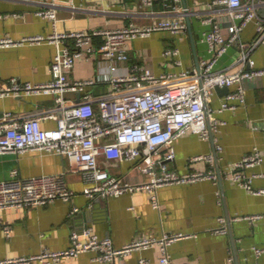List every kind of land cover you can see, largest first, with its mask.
Listing matches in <instances>:
<instances>
[{
  "label": "crops",
  "instance_id": "1",
  "mask_svg": "<svg viewBox=\"0 0 264 264\" xmlns=\"http://www.w3.org/2000/svg\"><path fill=\"white\" fill-rule=\"evenodd\" d=\"M211 0H0V39H20L36 34L53 32H90L97 29H117L129 23L150 25L163 18L181 16L184 7L190 14L185 16L187 29L182 33L162 30L145 38L130 40L126 48L128 61L114 62L116 70L100 52L103 39L94 38L95 51L87 58L79 59L69 73L72 81L93 80L81 93L68 92V100H77L84 94L101 97L111 92L109 79L125 75L134 65H146L156 75L179 74L209 60L212 53L206 33L213 24L206 21L213 15L225 35L231 31L232 21L228 12L218 8L209 11ZM249 2V0H244ZM51 2L58 6L57 22L36 15ZM261 15L264 17V7ZM256 37V24L250 23L241 39L250 43ZM68 46L74 50L75 43ZM63 46V45H62ZM61 46L50 43L24 44L0 48V85L16 78L25 82L42 83L52 78L51 63ZM178 48L179 55L166 57L167 49ZM240 50L232 45L218 58L216 70L239 71ZM256 68H264V45L252 52ZM180 60L178 64L176 61ZM248 67V66H247ZM245 102L236 103L234 109L216 112L222 123L211 131L208 140L188 133L175 142L176 157L171 169L179 174L207 172L214 167L206 160L192 161L199 155H210L216 150L222 184L218 180L204 179L182 184H170L158 189L160 209H155L147 192L137 191L119 197L89 198L84 194L86 185L83 173H71L65 157L29 151L25 154H0V181L10 178L18 170L24 178L40 175L64 174L75 192L72 202L60 199L46 206L22 207L0 211V260L30 257L45 251H59L71 244V232L93 229L101 238H111L117 248L146 235L160 238L163 234L183 232L194 237L173 243L169 252L173 264H264V254L257 257L254 247L264 248V195H256L235 183L229 175L230 168L246 154L258 148L264 156V76L244 81ZM229 92L215 91L212 107L219 110ZM234 102V101H233ZM237 102V101H235ZM56 107V96L33 94L21 97L0 98V119L10 112L22 118ZM96 109L99 105H95ZM46 129L57 127V120H43ZM257 127L258 129H256ZM217 146L221 149L217 150ZM215 156V155H214ZM105 159H102L104 164ZM134 163L122 160L117 166H109L110 172L139 182L145 176L133 169ZM264 171V164L250 168L248 174ZM254 188H264V177L253 181ZM74 206L79 212L72 214ZM262 215L257 220L246 216ZM227 226V233L215 230ZM231 226V229H230ZM8 230V231H7ZM231 230L233 236L231 235ZM162 251L159 246L135 251L111 262H97L95 251L77 257L51 259L47 262L33 260L25 264H160ZM144 259L146 262L141 263Z\"/></svg>",
  "mask_w": 264,
  "mask_h": 264
},
{
  "label": "built area",
  "instance_id": "2",
  "mask_svg": "<svg viewBox=\"0 0 264 264\" xmlns=\"http://www.w3.org/2000/svg\"><path fill=\"white\" fill-rule=\"evenodd\" d=\"M144 1L152 3V0ZM57 6L56 2H51L47 8L37 10L36 15L56 24ZM207 7L211 12L218 8L225 9L232 21L230 34L225 35L215 22V17H207L206 21L213 24L206 33L212 53L209 60H203L193 69L179 74L156 75L146 65H134L127 74L111 77V92L101 97L84 94L77 100H68L65 96L68 92L81 93L87 86L94 84L93 80L72 81L69 78L75 63L95 51L94 38L103 39L100 52L110 61L111 69L116 70L114 62H125L130 58L126 48L130 40L145 38L162 30L173 33L186 31L185 16L190 14L188 7L182 9L179 17L163 18L150 25L129 23L117 29L53 32L20 39L1 38L0 48L42 43L56 44L61 48L52 60V78L49 81L32 83L13 78L0 85V98L33 94L56 96V107L47 111L22 118L15 117L10 112L4 113L0 119V154L21 155L39 151L65 157L71 173L84 174L86 185L83 192L87 197H119L144 191L148 193L155 209H160L158 189L162 186L204 179L217 181L219 175L214 168L191 174H179L172 170L171 162L176 157L175 142L188 133L197 134L204 140L211 138V131L222 124L215 113L234 109L237 107L236 103H244V81L264 76V68H256L252 58V52L264 45V17L261 15L264 0H211ZM252 22L256 24V37L247 43L241 39V34ZM70 40L75 43L74 50L67 44ZM232 45L238 46L240 50L239 62L242 68L236 72L216 70L218 58ZM179 52L178 48L167 49L164 56H177ZM176 62L181 63L180 60ZM217 86L234 87L219 110L213 109L211 104ZM96 104L99 105L98 109ZM48 119L57 120V127L44 128L42 121ZM220 149L217 146V150ZM103 158L104 164L101 163ZM122 160L133 162V169L143 174L145 179L131 182L125 177L113 175L108 167L117 166ZM199 160H206L214 167L213 154L199 155L192 159ZM262 164L264 156L255 148L230 168L229 175L246 190L264 195V188L253 187L254 179L264 177V171L252 174L247 172ZM74 196L75 192L64 174L24 178L15 169L9 179L0 181V211L46 206L58 199L70 203ZM77 212L79 208L74 206L71 213ZM261 217L262 215H253L245 218L257 220ZM221 223L222 226L215 231L227 233V226L223 225L225 219L222 218ZM190 237L194 235L183 232L163 234L160 238L142 235L117 248L111 238H101L93 229L86 228L71 232V244L66 249L45 251L30 257L8 258L0 260V264H25L33 260L47 262L51 259L77 257L89 251L97 253V262H111L117 257L154 246H159L162 251L160 264H173L170 246ZM253 251L257 257L264 254V248L254 247ZM145 262L144 259L141 260V263Z\"/></svg>",
  "mask_w": 264,
  "mask_h": 264
},
{
  "label": "water",
  "instance_id": "3",
  "mask_svg": "<svg viewBox=\"0 0 264 264\" xmlns=\"http://www.w3.org/2000/svg\"><path fill=\"white\" fill-rule=\"evenodd\" d=\"M216 91L218 92V93H227V92H229V87H227V86H224V87H219V86H217L216 87ZM211 137H212V135H211ZM211 140H213V137H212V139ZM214 155H215V158H216V162H217V168H218V173H219V181H220V183L222 184V177H221V171H220V168H219V163H218V158H217V152H216V150H215V152H214ZM230 229H231V226H230ZM231 235L233 236V232H232V230H231Z\"/></svg>",
  "mask_w": 264,
  "mask_h": 264
}]
</instances>
